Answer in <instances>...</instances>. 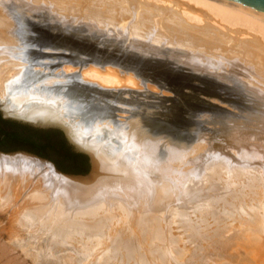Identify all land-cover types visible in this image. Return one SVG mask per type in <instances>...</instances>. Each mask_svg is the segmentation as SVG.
I'll return each instance as SVG.
<instances>
[{"label": "bare ground", "instance_id": "1", "mask_svg": "<svg viewBox=\"0 0 264 264\" xmlns=\"http://www.w3.org/2000/svg\"><path fill=\"white\" fill-rule=\"evenodd\" d=\"M56 32L68 36L55 40ZM69 36L97 47L72 46ZM223 38L251 64L242 66L251 81L236 85L264 99V12L239 1L0 0L4 116L59 127L90 157L86 175L70 176L27 153H0V212L13 211L10 246L30 264L256 262L246 249L264 253V199L256 193L259 208L248 209L245 189L260 190L263 150L231 133L234 125L228 139L207 146V135L218 136L207 122V130L190 126L191 136L171 139L135 101H116L121 111L111 114L92 103L85 109L84 91L74 94L79 83L152 93L156 81L164 93V81L144 73L149 58L220 78L224 61L235 63ZM192 111L209 114L199 104Z\"/></svg>", "mask_w": 264, "mask_h": 264}, {"label": "rangeland", "instance_id": "2", "mask_svg": "<svg viewBox=\"0 0 264 264\" xmlns=\"http://www.w3.org/2000/svg\"><path fill=\"white\" fill-rule=\"evenodd\" d=\"M133 16L134 14L131 10L123 12V17L127 21L133 19ZM223 32L225 31L223 30ZM67 36L68 35L56 32L54 37L55 40H60ZM68 38L69 44L75 47H86L88 49H95L97 47L94 39L88 40L86 37L77 38L75 36H69ZM227 39L228 38H223L221 40L223 44L221 45L231 48L232 46H229ZM72 46L68 47L67 51L70 57L75 54V49ZM101 49L103 50L104 47ZM214 49L216 50L217 48ZM186 50H188V47H186ZM114 51L117 53L116 50H113V52ZM199 53L204 52L199 51ZM240 54V51L237 52L235 49L233 50L232 47V51L228 56L231 57V59H227L235 62L233 64L236 65L233 66L231 63L226 64L227 61L225 62L223 59L222 61H224V64L220 70H218L219 73H221L220 78L191 72L184 67H174L175 65H171L167 61L165 63L164 60L149 58V61L144 65L145 67L143 66L144 73L150 79H160L164 81L167 88H165L166 92L164 93L160 92L162 87L158 81L155 83L158 85L156 86L159 89L152 93L147 90V92H145V90L141 91L137 89L125 91L123 88H107V91H98L100 89H97L96 86L91 87L80 83L74 85V90L76 92H73L75 96L80 94L79 96L81 97V91H84L83 93L86 94L85 98L87 100L85 109L89 107L88 104L92 103L93 106L98 105L105 107L107 112L111 114H116L121 111V107L117 105L116 101L120 102V100L123 99L135 101L142 106V108H139L141 109V115L148 120L149 125L154 130L158 131L159 135L164 134V136L170 137L171 139H183L185 136H189V134L191 136L194 130L190 132V126L197 125L199 128L202 127V130H207V128L202 126L207 122L205 126L208 128L213 127L218 131V136H213L215 138H211L207 135V138H210L207 146H214L213 143L217 145L220 139L223 140L228 137V125H234L235 129L231 131V133L236 130L241 136L245 137L244 140H246L248 144H253L252 146H258L260 150H263L262 153L264 157L263 92H258L256 94V90L253 91L254 89L247 92L242 87L236 85L235 81H241L242 83L251 81L249 80L250 77L246 76L244 67L242 68L244 65L248 66L251 64L245 62V59H242ZM56 55L65 56L62 51H59ZM234 58L240 60L238 61ZM242 74L244 75L242 76ZM255 89H257V87ZM124 92H128L129 94ZM258 95L260 98H258ZM148 101H150V103H147ZM145 104L151 106L144 107L143 105ZM195 104L203 106L206 112H209V116L204 112L192 111V109L194 110ZM130 110L131 109H129V111ZM201 116H203V118H201ZM259 122L260 124L258 125ZM252 146L249 148H252ZM260 176L262 180H264L263 175ZM231 185L237 187V183L235 182H231ZM245 190H248L245 195V199L249 200L247 204L245 203L247 208H254V210L255 208H259V201L256 199V193L261 194L264 199V181L261 184L260 190L253 184L246 187ZM258 199H260L259 196ZM8 211L0 212V264H12L15 263V261V264H21L22 262V264H30L27 256H24L17 248L10 246V242L8 243L7 231L9 230L10 224L14 226V223L9 220L13 211ZM6 212L8 215H6ZM246 250L251 251L250 255L252 258L257 255L255 256L256 262L251 263L250 261H245L240 264H260V260L264 259V253L260 252L258 248L249 247ZM233 264L235 263L233 262Z\"/></svg>", "mask_w": 264, "mask_h": 264}, {"label": "water", "instance_id": "3", "mask_svg": "<svg viewBox=\"0 0 264 264\" xmlns=\"http://www.w3.org/2000/svg\"><path fill=\"white\" fill-rule=\"evenodd\" d=\"M236 1L264 12V0ZM0 115L2 117L0 118V153L23 152L42 158L50 163L57 172L64 175L84 176L89 172V155L78 150L59 127L42 126L4 116L1 109ZM67 145L72 151L78 153L73 154Z\"/></svg>", "mask_w": 264, "mask_h": 264}, {"label": "trees", "instance_id": "4", "mask_svg": "<svg viewBox=\"0 0 264 264\" xmlns=\"http://www.w3.org/2000/svg\"><path fill=\"white\" fill-rule=\"evenodd\" d=\"M1 118V117H0ZM6 120H8V119H6ZM10 122H15V121H11V120H9ZM15 123H18V122H15ZM21 124V123H20ZM25 125V124H24ZM68 146V145H67ZM68 148H69V150L73 153V154H75V153H78V152H74V151H72L71 149H70V147L68 146ZM81 154V153H80Z\"/></svg>", "mask_w": 264, "mask_h": 264}, {"label": "flooded vegetation", "instance_id": "5", "mask_svg": "<svg viewBox=\"0 0 264 264\" xmlns=\"http://www.w3.org/2000/svg\"><path fill=\"white\" fill-rule=\"evenodd\" d=\"M0 117H1V115H0ZM2 118V117H1ZM3 119H6V118H3ZM8 120H10V119H8ZM11 121H13V120H11ZM16 122V121H15Z\"/></svg>", "mask_w": 264, "mask_h": 264}]
</instances>
